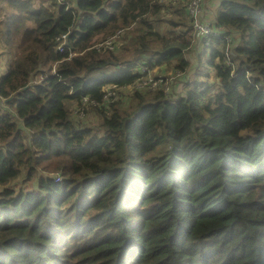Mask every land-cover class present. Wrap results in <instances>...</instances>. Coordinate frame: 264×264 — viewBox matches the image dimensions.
Masks as SVG:
<instances>
[{
    "label": "trees",
    "instance_id": "16d2710c",
    "mask_svg": "<svg viewBox=\"0 0 264 264\" xmlns=\"http://www.w3.org/2000/svg\"><path fill=\"white\" fill-rule=\"evenodd\" d=\"M185 13L157 0H0L12 55L0 72V264H264V0H219L210 23L228 48L205 46ZM118 29L119 47H92ZM202 44L214 80L186 91V53ZM140 64L181 75L169 92L90 106L93 123L74 113Z\"/></svg>",
    "mask_w": 264,
    "mask_h": 264
},
{
    "label": "built area",
    "instance_id": "2783aa9c",
    "mask_svg": "<svg viewBox=\"0 0 264 264\" xmlns=\"http://www.w3.org/2000/svg\"><path fill=\"white\" fill-rule=\"evenodd\" d=\"M61 0H58L60 2ZM161 3L171 4V5H184L186 7V13L184 16L189 18L193 28V34L198 36L203 41L205 46L211 44V38L213 37H222L226 41V47L228 48L229 43L231 42V36L228 33L219 32V30L213 29L210 20L204 19V14L206 8L204 5L206 2L204 0H157ZM124 29H118L115 33L106 36L103 40L95 42L92 47L96 50L101 49H114L117 46L119 47L122 43V34ZM68 33L65 32L58 35L55 42V51L62 53L66 50ZM120 43V44H119ZM69 50V49H68ZM231 52L226 49L225 59L229 60ZM72 56V51L69 50L67 59ZM228 64H230L228 62ZM54 67L52 71L54 72ZM140 71L143 75L136 78L131 83L124 86H117L116 84H107L102 88V100L99 102L96 99H93L88 96L81 97L80 103L73 106V111L78 117H84L85 112L90 106H101L109 102L118 100L121 96L132 93L133 90H155L163 89L165 92H169L172 86L176 84L175 76L181 75L179 69H175V75L168 73L165 70L158 71L155 70L151 74V70L145 64L139 65ZM88 107V108H87ZM56 181L60 179V174L56 172L55 174Z\"/></svg>",
    "mask_w": 264,
    "mask_h": 264
},
{
    "label": "rangeland",
    "instance_id": "374dc122",
    "mask_svg": "<svg viewBox=\"0 0 264 264\" xmlns=\"http://www.w3.org/2000/svg\"><path fill=\"white\" fill-rule=\"evenodd\" d=\"M187 1L188 0H185V2H187ZM204 1L206 2L208 0H204ZM218 2H219V0H212L211 3H208V4L206 3L207 6L205 8L211 7V4H212L213 5L212 8L215 9L218 6ZM210 10H211V8H210ZM171 12H172V10L170 9L167 12V14H170ZM209 19H212V17L210 16ZM2 54L7 55L6 58H8V59L12 56V55H8V53L4 52L0 48V56ZM208 56H209V48L204 47L203 44L197 45L196 47H192L191 50H189L186 53V57L189 59L190 64H191V68L189 67V70L187 71L186 75L184 74L186 79L189 81L188 83L185 84L186 91L188 89L192 88L194 86V84H196V83L202 84V85H204L203 87H206L207 85L211 84L212 81L214 80V78H213L214 75H213L212 69L211 68L209 69L208 64H207ZM198 57H199V59H198ZM197 59H198V67H196V69H194ZM7 63L8 62L5 59H4V61H2V65L5 68L7 67ZM162 70H165L168 73L175 75V69L171 65L163 64V65L158 66V71H162ZM154 71H155V68L151 70V74ZM207 74H210V77L206 76ZM179 76H175V80H178ZM90 112H91V108H88L85 112L84 117H82L83 121L93 123V119H92L93 113H90ZM89 118H91V119H89Z\"/></svg>",
    "mask_w": 264,
    "mask_h": 264
},
{
    "label": "crops",
    "instance_id": "0c3cea01",
    "mask_svg": "<svg viewBox=\"0 0 264 264\" xmlns=\"http://www.w3.org/2000/svg\"><path fill=\"white\" fill-rule=\"evenodd\" d=\"M209 1V2H208ZM208 1H206V3L208 4V3H211L212 2V0H208ZM207 4H205L204 5V7H206L207 6ZM213 7V5L211 4V7H207L206 8V10H205V14H204V19H206V20H213V18H214V16H215V14H216V11H217V8H215V9H213L212 8ZM218 7V6H217ZM210 8H211V10H210ZM212 17V19H209V17ZM0 48H1V46H0ZM2 49V48H1ZM6 57H7V55H1L0 56V72L2 71V69H3V65H2V61H4V59L6 60ZM8 62V61H7ZM155 70H158V68H156Z\"/></svg>",
    "mask_w": 264,
    "mask_h": 264
}]
</instances>
